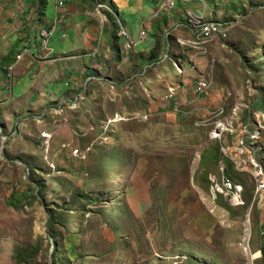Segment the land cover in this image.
Wrapping results in <instances>:
<instances>
[{"label":"rangeland","instance_id":"obj_1","mask_svg":"<svg viewBox=\"0 0 264 264\" xmlns=\"http://www.w3.org/2000/svg\"><path fill=\"white\" fill-rule=\"evenodd\" d=\"M53 1L45 8L49 19ZM101 1L67 0L58 12L74 20L59 31L70 32L62 39L58 31L47 46L63 56L51 54L55 61L39 66L30 63L31 55L15 60L25 44L38 47V30L49 24L41 21L45 1L0 0V264H15L16 251L24 256L31 249L28 264H264L258 251L264 246V208L253 209L246 243L247 209L205 196L206 176L223 157L220 143L197 124L205 114L191 112L235 103H257L255 110L264 112V0H218L216 13L213 0H206L207 18L229 23L197 58L199 72L216 58L214 89L184 112L174 111L165 97L170 85L186 83L177 99L187 100L197 75L192 51L176 46L189 35L185 29L173 30L167 41L174 53L159 63L148 58L153 46L143 48L155 41L154 32L164 36L156 27L134 49H145L143 55L120 57L111 69L97 49L95 57L75 62L87 66L77 79L66 72L64 52L80 45L76 34L86 32L84 23L96 22L99 38L107 29L108 15L97 10ZM115 1L135 36L158 6L154 0ZM82 11L86 17L79 19ZM177 56L186 57L183 74L174 66ZM214 152L218 162H204ZM230 176L245 179L232 165Z\"/></svg>","mask_w":264,"mask_h":264},{"label":"built area","instance_id":"obj_2","mask_svg":"<svg viewBox=\"0 0 264 264\" xmlns=\"http://www.w3.org/2000/svg\"><path fill=\"white\" fill-rule=\"evenodd\" d=\"M54 1L58 9L62 10L67 6V0ZM180 1L200 3V7L197 8L200 9V12L195 8H190L187 11V22L178 23L175 26L177 28L183 26L188 29L189 35L179 37L178 41L179 44L192 51L191 68L197 75L192 80L193 87L187 100L177 99L180 86L184 87L186 83H181L180 86L170 85L165 99L170 106H173L174 111L184 112L185 105L203 101L204 97L214 89L213 70L216 65V58H210L206 68L200 72L197 66V58L200 54L208 53L209 46L213 42L219 41L222 35H225L224 29L226 30L229 21L224 20L223 17L207 18L208 4L206 0H163L154 16H158L162 12H171ZM219 5L218 0H213L214 7H212L211 12L215 11ZM105 9L114 14L117 21L121 58L123 60L129 59L140 39L145 38L148 34L147 30L143 28L144 23L141 25L138 36H134L111 4L104 1L99 2L97 5L98 12L101 14L102 11L105 12ZM213 13H216V11ZM103 14L105 15L103 17L107 18L106 12ZM103 19L105 20V18ZM66 22L65 16L59 15L53 22L38 30V41H40L38 48L40 51L43 52L47 49L48 43L56 34L57 29L65 25ZM169 33L167 31L168 35ZM62 37L65 38L66 33H63ZM169 52L170 41H168L166 53L164 52L161 61L169 57ZM32 54L33 49L27 46L17 56V61L20 62L25 56ZM174 66L179 74L185 72L180 61H174ZM116 84L112 81L113 87ZM228 94L232 96V92ZM193 111H202L205 114V118L198 120L197 124L206 126L209 137L220 143L223 157L218 163L217 169L208 174L210 194L205 193V196H209L214 202L224 199L233 207H245L247 205L245 180H237L228 175L227 160L231 163L233 172L243 176L246 181L249 179L251 184L253 183L249 193L251 196L244 226L246 243H249L253 209L258 208L261 210L264 208V112L256 111L253 104L244 103H235L230 108L224 104L214 109L197 106L191 112ZM218 204L219 202L213 207H218ZM262 228L264 231V227ZM242 248L251 251L248 244H243Z\"/></svg>","mask_w":264,"mask_h":264},{"label":"crops","instance_id":"obj_3","mask_svg":"<svg viewBox=\"0 0 264 264\" xmlns=\"http://www.w3.org/2000/svg\"><path fill=\"white\" fill-rule=\"evenodd\" d=\"M102 1H105L108 4H111L114 7V10L116 12H118L119 15H120L119 9H121L122 6H120L115 0L114 1L116 2V4L112 3L113 0H111V1L102 0ZM154 1H156V3L158 2V4H157L158 5L157 8H158L159 4L163 0H154ZM78 3H80V2H78ZM82 4L85 7H88L86 2H84ZM190 4L192 6H190ZM54 5H55V11H54L53 18L49 19L46 16H42L41 21H43V17H44V22L51 23L59 15H61V13L65 10V9H63V10L58 9L56 4H55V1H54ZM232 5H234V7L237 6L235 4H232ZM198 7H200V3L180 1V2H178L177 6L175 7V10H174L175 12L174 13H171L170 15H167V16H165V15L162 16L161 15L158 18H157V16H154V14H155V12L157 10V8H156L151 15H149L146 19L143 20V23L145 21H148L149 19L151 20V22L149 23V29L147 30L148 35H149V33H152V30H154L156 27L158 29H162L164 31V30H166L167 27L176 26V24H178V23H186L187 20H182L184 18V15L186 14V19H187V11L190 8L197 9ZM117 8H119V9H117ZM58 11H61V13H59ZM185 11H186V13H185ZM84 14H86V11L79 12L77 16L79 17V19H81V18L86 17V15H84ZM67 19H68L67 20L68 25L70 24V21L74 20V18L72 16H71V18L67 17ZM122 19H123V23L126 26V24H127L126 20L124 18H122ZM162 21L164 22V24L161 23ZM106 22H107V26H106L107 29L106 30H102V28H101V31L103 32L102 38H99L98 31H99L100 27L97 26L96 22H91L87 27H86L87 23L85 22L84 23V27L86 29V32H84L83 35L76 34L79 38H81V40H79L80 41L79 42L80 45L78 47H76V49H74V48L72 49L71 48L74 45H69L68 47H66V52H64V54H65L64 57H65V59L67 61L66 62V72H68L70 75H77V71L79 69H80V73H84L85 70H86L85 68H87V66H83L82 67V66H76V65L73 66V65L75 64V62H77L79 60H83L84 58L95 57V55H96L95 51H97V49H98V51L100 49V52H98V55L102 56L103 62L105 64L106 63H110V66L112 65L111 69H112V67H116L119 64V59H120V49L119 48L120 47H119V38H117V31H116V28L114 27L113 20L108 19ZM60 29L61 28L57 29L56 34L58 33V31ZM176 29H179V30L180 29H185V27L182 26V27H179V28H177V27L173 28V30H176ZM128 30L130 31V33L132 35H134L132 33L131 29L128 28ZM185 30L188 31V29H185ZM68 32H70V31H68V28H67L66 31H65V29L59 31V33L61 34V38L62 39L67 38V33ZM63 33H66V37L65 38L62 37ZM142 40L145 42L146 38L142 39ZM49 43H48V45H49ZM148 45L152 46L153 44H149V43L147 45L143 44V48L146 47V49H147ZM133 52H132L133 53L132 56L133 57H138V55H141V53H142V55L144 54L145 49H142L141 51H136L135 50ZM51 54L54 56V59H57V58L60 57L59 55L62 54V53L53 51V49H46L45 51L42 52V51L39 50L38 47L36 49H34V47H33V54L31 55L32 59H31L30 63H33V64L37 63L40 66L41 64L47 62V60L55 61V60H53V58L49 59V56ZM62 56H63V54H62ZM71 68H74V70H71ZM92 68H94L95 71H96V67L94 65L92 66ZM77 78H78V75H77V77L75 79H77ZM114 82H116V81H114ZM76 84L78 85V87L81 86V83H76ZM66 85L69 88L68 91H70L71 88L69 87L68 84H66ZM68 91H66V95L69 96L72 93L71 92L68 93ZM205 99H206V97H205ZM247 195H249V191H248ZM261 214H262V216H264V209L262 210ZM261 222H262V220H261ZM262 232H264L263 228H261V233ZM258 251L261 252L260 249H258ZM257 259H255V260H257Z\"/></svg>","mask_w":264,"mask_h":264},{"label":"trees","instance_id":"obj_4","mask_svg":"<svg viewBox=\"0 0 264 264\" xmlns=\"http://www.w3.org/2000/svg\"><path fill=\"white\" fill-rule=\"evenodd\" d=\"M42 1V0H41ZM43 1H45L44 2V6H43V9H42V16H46L45 15V8H46V5H48V3H49V1H53V0H43ZM54 2V1H53ZM105 12H106V14L108 15V19H110V20H113V24H114V27L117 29L118 28V25H117V21H116V19H115V16H114V14H112L110 11H108L107 9H105ZM185 13H186V11H185ZM182 20H187L186 19V14L184 15V18L182 19ZM175 26H171V27H167L166 28V30H161V33L164 35L163 37L161 36H159L158 35V33L160 32V31H158V33L157 32H154L153 33V35L156 37L155 38V41H153L152 42V48H151V51H150V54H149V56H148V58H149V60L153 63V64H155V63H159V62H161V59H162V57H163V55H164V52H165V50H167V47H168V41H167V39L172 35V33H173V28H174ZM186 29V28H185ZM167 31H169L170 33H169V35L167 34ZM117 37H118V34H117ZM165 39H166V41H165ZM166 44H167V47H166ZM176 46H180V44L179 43H176ZM25 47H27L26 46V44L23 46V48H22V50L25 48ZM119 48V47H118ZM165 48V49H164ZM171 51V50H170ZM18 52V54L16 55V62H18L17 61V56L22 52V51H17ZM172 53H174V51H171ZM132 54V53H131ZM130 54V55H131ZM120 57H121V54H120ZM131 56H129V58H130ZM170 57V56H169ZM186 59V57L184 58V57H182V56H177V61H180V63L181 64H183V63H186V61H184ZM184 62H183V61ZM4 72V71H3ZM1 75H3V73L1 72ZM116 86H117V84H116ZM256 104L257 103H255V105H254V108H256ZM219 146V145H218ZM214 154H215V152L212 154L213 156L212 157H207V156H204V162H206L207 164H211L213 161H216V163L218 162V160H216L217 158L214 156ZM219 154H220V150H219ZM220 157H221V154H220ZM227 162H228V174L230 175V172H231V163L227 160ZM230 170V171H229ZM236 174V173H235ZM232 177V176H231ZM205 178V177H204ZM208 179V175L206 176V180ZM242 179V178H241ZM245 180V179H244ZM243 180V181H244ZM207 182H208V180H207ZM245 182V181H244ZM245 185H246V191L248 192L249 191V193H250V191H251V187H248L247 186V183L245 182ZM250 196H251V194H249V195H247L246 196V199H247V205H245V208L247 209V207H248V204H249V202H250ZM226 207H230L229 205H226ZM53 216L52 215H49V218H48V222H47V224H48V226H52V224H53ZM262 234H264V232L262 233ZM55 244V243H54ZM261 250V252L263 253V255H264V246H263V248L262 249H260ZM70 252L72 253V254H75V252H76V247L73 245L71 248H70ZM34 254V250L33 249H31V253L29 254V255H22L21 253H18V251H16V253H15V256H14V261H15V264H28V261H29V257L31 256V255H33Z\"/></svg>","mask_w":264,"mask_h":264},{"label":"bare ground","instance_id":"obj_5","mask_svg":"<svg viewBox=\"0 0 264 264\" xmlns=\"http://www.w3.org/2000/svg\"><path fill=\"white\" fill-rule=\"evenodd\" d=\"M243 251H245V252L248 253V254H249V252H250L249 250H244V249H243Z\"/></svg>","mask_w":264,"mask_h":264}]
</instances>
